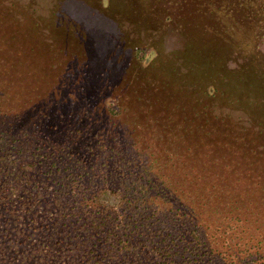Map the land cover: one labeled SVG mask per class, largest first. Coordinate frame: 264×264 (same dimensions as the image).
<instances>
[{"label": "trees", "instance_id": "16d2710c", "mask_svg": "<svg viewBox=\"0 0 264 264\" xmlns=\"http://www.w3.org/2000/svg\"><path fill=\"white\" fill-rule=\"evenodd\" d=\"M130 1L180 70L134 37L128 68L40 78L63 13L0 0V264H264V0Z\"/></svg>", "mask_w": 264, "mask_h": 264}, {"label": "rangeland", "instance_id": "374dc122", "mask_svg": "<svg viewBox=\"0 0 264 264\" xmlns=\"http://www.w3.org/2000/svg\"><path fill=\"white\" fill-rule=\"evenodd\" d=\"M49 1L42 0L40 3L46 6L49 5ZM55 2L56 13H63L61 18H57V20L61 19V26L52 24L48 29L56 42H53L52 34L51 40L49 38V40L41 41L35 66V74L38 77L42 78L49 74L51 70L49 64L55 63L61 52L64 53L61 54L64 59L76 56V61L80 59L83 60L82 62L92 61V69L109 71L122 66L128 68L130 65L126 66V64L130 60L129 56L135 50L131 45L134 37L152 50L146 70H158L163 77L173 66H176L177 70L181 69V64H177V61H180V52H186V50L180 42L168 39L164 29L154 30V27H150L136 33L135 27L140 21L138 17L131 20L128 16L131 11L139 10V6L133 1L122 0L120 5L111 0H55ZM59 9L62 11H58ZM141 54L142 52L140 56ZM134 67L138 73L139 68L136 69L133 64V69ZM131 68L132 66L129 69ZM256 70L253 69L252 74L264 78V71ZM117 84L115 93L121 96L122 101H125L126 82L124 79L121 82L117 80Z\"/></svg>", "mask_w": 264, "mask_h": 264}]
</instances>
